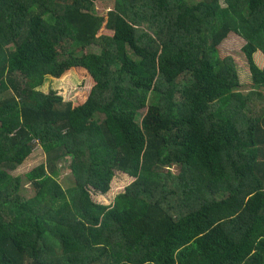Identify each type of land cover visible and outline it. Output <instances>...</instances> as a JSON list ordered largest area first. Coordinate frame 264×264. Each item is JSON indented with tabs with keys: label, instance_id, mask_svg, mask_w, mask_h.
<instances>
[{
	"label": "trees",
	"instance_id": "16d2710c",
	"mask_svg": "<svg viewBox=\"0 0 264 264\" xmlns=\"http://www.w3.org/2000/svg\"><path fill=\"white\" fill-rule=\"evenodd\" d=\"M97 1L0 0V264H264V0ZM69 70L80 102L37 89Z\"/></svg>",
	"mask_w": 264,
	"mask_h": 264
},
{
	"label": "rangeland",
	"instance_id": "374dc122",
	"mask_svg": "<svg viewBox=\"0 0 264 264\" xmlns=\"http://www.w3.org/2000/svg\"><path fill=\"white\" fill-rule=\"evenodd\" d=\"M108 0H98L94 4V11L96 13L104 12L107 7ZM244 44V39L240 36L234 34H229L226 39H224L218 46V58L222 59L226 56L232 58L234 62L235 69L237 71L239 81L244 86V88L249 87L251 84L250 73L248 71L247 61L244 54L241 51V47ZM88 51L98 52L99 48L95 45H90L87 47ZM261 52H256L254 57L258 64L262 65ZM75 74L72 70L63 71L60 76H47L43 83L37 87L40 91L45 94L48 92H54L55 95L60 96L62 101H71L78 103L87 94L91 87V82L83 72H78ZM144 109L140 110L136 115L135 120L139 122L141 114L144 113ZM46 155L44 151L39 147H35L32 153L14 170L10 173L13 175H19L22 177L21 186V197L23 199L31 196L32 187L28 181L24 178V173L27 172L32 167L46 163ZM57 171L56 179L61 184V186L66 189L72 180V175L69 169V158L64 157L62 161L56 163ZM133 180L132 177L121 172H115L111 182L109 190L101 194L99 192H90L92 200L100 204H110L114 196L123 192L124 188Z\"/></svg>",
	"mask_w": 264,
	"mask_h": 264
}]
</instances>
